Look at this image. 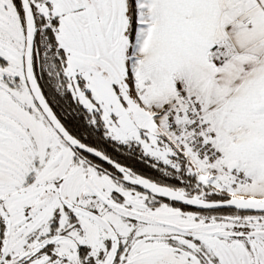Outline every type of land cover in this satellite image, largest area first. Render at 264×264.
<instances>
[{"label": "snow or ice", "instance_id": "1", "mask_svg": "<svg viewBox=\"0 0 264 264\" xmlns=\"http://www.w3.org/2000/svg\"><path fill=\"white\" fill-rule=\"evenodd\" d=\"M0 264H264V0H0Z\"/></svg>", "mask_w": 264, "mask_h": 264}]
</instances>
